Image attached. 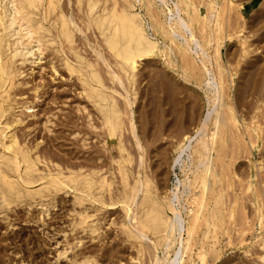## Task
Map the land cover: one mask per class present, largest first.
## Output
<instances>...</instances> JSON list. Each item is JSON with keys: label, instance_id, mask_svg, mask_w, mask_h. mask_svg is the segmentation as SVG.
<instances>
[{"label": "bare ground", "instance_id": "obj_1", "mask_svg": "<svg viewBox=\"0 0 264 264\" xmlns=\"http://www.w3.org/2000/svg\"><path fill=\"white\" fill-rule=\"evenodd\" d=\"M169 1L0 0V215L7 217L5 212L17 206L27 210L37 207L36 221L44 225L45 216L58 202L60 205L63 194H69L66 215L70 237L61 226L46 232L50 233L46 239L55 245L56 261L65 258L69 264H99V260L124 264L123 241H127L135 247L134 256L129 257L134 260L127 264H142L143 258L144 264H190L193 254L200 263L215 252L220 236H226L227 244L232 245L233 232L239 244L256 238L259 250H255L252 264H264V58L249 56L264 49V34L251 40L253 34L243 30L264 28V3L251 20L235 22V17L244 19V0H172V9ZM235 41L239 51L230 49ZM173 46L183 61L190 62L182 67V79L204 88L207 107L203 113L201 95L187 91L188 95L180 96L185 86L174 94L173 103L188 104L190 110L186 106L189 112L176 119L181 130L171 141L175 154L168 166L173 169L176 165L182 178L175 174L176 180L168 186L159 178L162 171L150 167L148 159L152 156L146 158V145L156 141L154 130H171L177 122L166 119L167 125L155 129L145 115L151 129L141 130L133 104L139 99L135 87L139 85L135 84L140 79L136 77L139 64L168 54ZM165 61L170 68L175 65L173 58ZM26 63L36 64L39 78L46 64L54 75L65 73L72 80L71 88L88 104L74 106L73 113L78 112L75 120L70 112L62 118L63 129L74 136L75 146L77 142L84 148L97 144L98 148L95 145L85 153L82 162L69 163L68 157L63 162V157L60 163L54 160L55 155L38 149L37 139L29 143L19 134V130L23 134L31 130L29 124L26 130L25 119L35 113L24 109L33 108L30 102L39 97V88L44 86L35 78H26L33 70V66L25 67L29 72L24 70ZM164 85L160 82L157 97L151 93L148 99L156 97L157 109L164 105ZM24 87L31 90V101L30 97L18 100L26 93ZM168 87L172 94L176 86ZM55 99L52 96L50 102ZM47 116L42 125L49 131ZM79 118L87 130L78 127ZM73 122L76 124L72 126ZM55 132L53 140L67 134L57 136ZM145 140L151 142L146 144ZM167 147L158 146L154 155L159 152L166 160ZM240 205L247 209L241 210V220L237 217ZM115 209L119 217L107 223L113 225L118 240L111 245L104 242L102 247L85 245V238L87 242H103L104 214ZM59 233L58 240L55 235ZM243 252L251 249L246 247ZM16 264L24 263L20 259Z\"/></svg>", "mask_w": 264, "mask_h": 264}, {"label": "rangeland", "instance_id": "obj_2", "mask_svg": "<svg viewBox=\"0 0 264 264\" xmlns=\"http://www.w3.org/2000/svg\"><path fill=\"white\" fill-rule=\"evenodd\" d=\"M242 2H244L243 5H246V9L244 10V14H243L244 15V19L239 18V17H235V22H240V21L241 22H244V21L251 20V16L253 14H255L256 10L260 9L261 5H263V3H264V0H250V1H245L244 0ZM172 4H173L172 3V0H170L168 2V7L171 8V9L173 8V5ZM164 9H165V12H167L166 11L167 9L166 8H164ZM158 16H159V19L160 18H163V15L162 14H158ZM261 29H257V31H254V32H250V31L248 32L249 29H247V28L246 29H243V30H245L244 32L247 35L253 34V36L250 37V39L252 40L254 38V36L255 37L257 36V34H260V33H263L264 34V28H261ZM231 40L232 41L235 40V37H233V39L231 38ZM236 43L237 42L235 41V44L230 48L231 50L234 48L235 50H238L239 51V46ZM172 49H171V51L170 50L169 51L167 50L170 53V55H169V53L168 54H164L163 53L162 55L159 54V55L155 56L154 58L148 59V60L143 61V62H141L139 64V66H138L139 68L137 69V75H136V77L137 78H140V79H137L136 78L138 81L136 80L137 83L135 82V84H139L140 85V86L139 85H135V87H138V88H136V90L139 89V91L137 93V99L138 98L139 99L138 100H135V103L133 104V109L134 108L135 109L137 108L136 110L138 112V113H136V110L134 109L135 114H136V119H137L138 122L141 121V122H139L137 124L139 126L141 125L143 127L142 128L140 126L141 127V130H144V129L147 130L148 126L151 129V127H150L151 124L150 123H152V122L154 123V126L156 125V128L155 129H157V126L160 127V125H162V124L167 125V122L166 121H168L169 119H175V121L177 122L176 123V127L174 125L175 128L173 127L172 128L173 130L171 129L172 131L171 130H168V129H166L165 131H163V130H160L159 131V129L155 131L153 129L154 132H155V136L157 138L154 143H149V142H151V141H149L148 142L149 144H148V143H146L147 142L146 140L144 141L146 144H148V145H146V148L148 147L147 148L148 152L146 153V156H147L146 158H149L148 157L149 155L152 156V158H151L152 161H151V159H148V163L151 164L150 167L152 166V170L155 169V172L156 171H159V172L162 171L161 173H159L160 174L159 175V178L162 179L161 180L162 181V184L164 183V185L166 184L168 186H171V184L176 180L175 179L176 178L175 177V174L180 179L182 178V174L180 173V171H179V169H178V167L176 165L173 167V169L171 167H168V166H171L170 165V163H171L170 161H171V159L173 158V156L175 154V152L173 151V147L171 145V141L174 140V136H177V134L179 133L178 131L181 130L180 129V126H179L180 125L179 124L180 122L178 120H176V119H178L180 116L182 117L185 113H188L189 110H190L189 107H188V104L186 106L188 107L189 110H186L187 109L186 106L184 107V106H180V105H177V104L175 105V103H173L174 96H175L174 94L177 95V93H179V91L182 89V87L185 86V88L187 90L183 87L184 89H182V91H180L181 92L180 93V96L185 95V94L188 95V92H190L189 94H192V92H193V94H195V95H201V97H202V104H203V107L201 108V111L203 113H205L204 111H206V107H207L206 106V102H205L206 101V98H205L206 96H204V95H206V93L204 91V88L203 89L202 88H199L195 84H193L191 82H186V81H184L182 79V76H181L182 75V67L184 68L185 65L188 66L190 62L187 64V62H186L187 60L186 61H183L181 59V54L178 52V50H177V48L175 46H173ZM221 50H222L223 55H225L224 54L225 51H223V50H226L225 47H222ZM256 51L257 50H255L252 53H250L249 56L251 57V56L258 55L259 57L262 56V58H264V53H263L264 52V49L259 48L258 49L259 52H256ZM168 58H173L174 61H175L174 62L175 65L174 66L172 65L171 68L169 66H167V62L165 61V59H168ZM157 59H158V61H157ZM42 61H44V59ZM234 61H233L234 64L232 62V66H234L236 64V59ZM26 64H24L22 66L24 70L26 69L25 67H27V66L28 67L29 66H31V67L33 66L32 73H30V75H27L26 78H29V77L30 78L31 77L32 78H35V80H38L39 82L41 81L42 86L43 85L44 86L42 88H39V91H38L39 97L36 100H33V101H31V97H33L31 90H28L27 91V88H25V87H24V89H26V90H24V89L22 90V91L26 92V93H24V96L25 97L22 95V96H20V98H18V100L19 101H25V98L28 99V97H30V99H28V101H31L30 102V105L33 106V108L32 109H29V110L24 109V111L26 113H30V112L31 113H35V115L34 116H28L25 119V124H27V129L26 130L27 131L29 130V127H28L29 125H30V129L32 130V128H33V130L32 131L29 130V132H26L25 134H27V135L23 134L22 131L19 130V134H22L21 135L22 137L24 135L23 138H25V140L28 141L29 143L30 142H33L34 140L37 139V142L39 141L38 149L41 152H42V150H43V152L46 150L44 152V154L45 153L48 154V155L51 154L50 156H52V157L55 155L54 157L55 158L57 157L58 160L55 159V158H54V160H56V161H58L60 163L65 162V160H67V157H68V162L69 163H71L70 161L73 162V160H74L75 163L82 162V160L84 159L83 156L85 155V153L87 154V151L88 150L92 151L91 148L92 149H95V147H94L95 145H96V148H98L97 147V144H95L94 146H93V144H91L93 146L91 148H87L88 146H85V148H84V147L81 146L80 143L77 142V146H75L76 145V142H74V140H73L74 139V136L73 135H69L68 134L69 133L68 130L63 129V126H62L63 119L62 118H65L63 116H65V114L68 115L69 112H70V116L73 114L72 117H73V120H75L76 116L78 115V112L77 111H74V113H73L74 106H76V104L77 105H79V104H86V106L89 107L88 104L78 94V92H77L78 90H73L71 88V87H73V86H70L71 85L70 84V81H72V80L68 79V77H67V75H65V73L62 74L63 77L62 76H58V74L57 75H54L52 73L51 69L48 68L49 67L48 64H46V66L41 70V73H40L41 77L39 78L38 77V74H37V66H36V64H33V63L32 64H29V65H28V63H26ZM148 65H150L151 68H150V66L148 67ZM162 66H163V68H162ZM148 68H150V70H148ZM157 68H158V71H157ZM26 70H27V72L30 71L28 68ZM159 70L161 71V73H162V70H163V73L161 75H160V73L158 74V72H160ZM150 71H151V73H150ZM154 72H155V74H154ZM153 74H154V76H152ZM166 75L169 76V77L166 78L167 77ZM138 76H140V77H138ZM161 76H163V77H161ZM144 77H145V80H144ZM153 77H158V78H154L153 79ZM164 78H166L168 80H166ZM171 78H172V80H171ZM151 79L153 81H151ZM51 80L52 81L55 80V81L52 82ZM146 80H148V83L146 82ZM177 80H178V82H177ZM166 81L168 82L167 83V86H166ZM180 81H181V84L182 85L180 84ZM140 82H141V84H140ZM160 82H163V83L165 82V85L164 86H166L165 90H167V91H165V96L163 97V99L164 98L169 99L170 97L172 99L170 98L167 101H166V99H164V101H163V99H161V102L164 105L158 107V109L160 110V112H159L160 113L159 114V119H158V114H157L158 109L155 106V101H156V97H157L156 96L157 95V91H159ZM50 83L52 84V88L50 86L51 85ZM55 83H58V84H55ZM168 84L170 86H171V84H173V86H176L174 88V91L172 89V92H173L172 94L170 92V89L168 87ZM140 87L141 88L142 87L143 88L145 87L147 91L146 90L143 91L145 88L144 89L142 88V91H141V88ZM179 87H181V89ZM53 88H54V90H53ZM155 89H156V91H155ZM168 89H169V91H168ZM175 89H176V91H175ZM56 91H57V93L55 94ZM29 92H31V93H29ZM27 93H28V95H27ZM148 93H149V95H147ZM151 93H152L151 96H153V95L156 96V97L154 96V97L151 98L152 101L151 100H148V99H150L149 97H150V94ZM40 94H41V96H40ZM168 94H170V95H168ZM52 96L57 97V99H55L54 102H50V98ZM21 97H24V98L21 99ZM142 98H143V100H142ZM153 101H154V104H152ZM165 101H166V103H165ZM137 102H139L141 104H139ZM136 103L139 104V105L137 106ZM143 106H144V108H143ZM145 106H147V107H145ZM150 106H152V107H150ZM154 106H155V109H154ZM174 108H175V110H174ZM17 110L15 109V111H17ZM152 110H154V111H152ZM162 110H163V113H162ZM170 110H171V112H170ZM67 111H68V113H67ZM62 112H64V113H62ZM146 112H148L149 114L147 113L148 114L147 115ZM174 112H175V114H174ZM139 113H141V114L139 115ZM45 115L46 116L48 115L47 117L49 118V121L46 122V125L50 128L49 131H47L46 128H44V126L42 125V123L45 121V117H46ZM145 115L148 117L146 119L147 120H150V123L145 121V117H146ZM140 116H141V119H140ZM163 116H165V117L163 118ZM137 117H139V118H137ZM151 118H152V121H151ZM153 119H154V121H153ZM155 119L158 120V121H156ZM78 120H79V122H78ZM163 120H166V121L164 122ZM77 122H78L77 123L78 124V127L82 125L81 127H79L80 129L87 130V128L85 126H83V124L81 123V119L80 118L77 119ZM74 124H76V122L75 123L73 122L72 123V126ZM154 126H152V127L154 128ZM162 128H165V127H162ZM55 131L58 132L57 133V136H60L58 134H61L62 135V132H64L63 134L67 133L68 135L66 134L67 136L65 135L64 137H61L60 139L58 138L57 140H55V139L53 140L52 136L54 135V133L56 134ZM151 132L154 134V132L152 130H151ZM165 132H168V133H165ZM173 132H174V134H173ZM142 133H144V131H142ZM26 136H28L29 139H27ZM160 137L162 139H164V142L163 143L161 142L163 140ZM192 137H193V135H192ZM32 138L33 139L35 138V139L33 140ZM168 138H170V140H168ZM90 139H93V141H95L94 140L95 138L89 137V140ZM165 140H167L168 142L167 141L165 142ZM70 141L72 142V144H71ZM90 141H92V140H90ZM53 144L55 146L56 145H58V146L54 147ZM166 144H168V145H166ZM160 145H164L166 147L169 146V147H167L168 148V151L166 152V157H167L166 160H163V159H165V157H163V154H159V152L157 153V156L154 155V154H156V152H154V151L156 149H158V146H160ZM57 147H58V149H57ZM71 149H72L73 152L70 151ZM48 150H49V152H47ZM74 151L75 152L77 151V152L75 153ZM152 152H154V153H152ZM77 153H79V154H77ZM81 153H83V155ZM150 153H152V155ZM65 154H67V155H65ZM70 154H72V155H70ZM74 154H77V155H74ZM73 155L76 156L75 157L76 160H75L74 157H72ZM63 157H65V158H63ZM256 157H257V155H256ZM263 157H264V155H263ZM59 158L60 159L63 158L64 161L63 160H62L63 162L60 161ZM71 158H74V159H71ZM241 158H244V157H241ZM257 158H259V156ZM154 159H155L156 165L154 163ZM159 159H161V160L159 161ZM79 160H81V161H79ZM241 160L243 162H245V164H246V159L245 158L244 159H241ZM150 167H149V170H150ZM155 172H154V174H156ZM163 173H164V175H163ZM61 199L62 200H60V205H59V202H58V205L59 206L58 205L55 206L52 210H50V213L45 216L46 217L45 218V222L47 223V225H45L46 223L44 225H42V223L36 221L37 215H38V212L37 211H39V210H36V209H38L37 207L32 208V209L30 208V210H27L23 206H17V208L11 209L12 211L11 210L10 211L7 210L5 212L7 214V217H5L6 215H4V214H1L0 215V264H16V263H18V261L20 259L23 261L24 264H69V262H66V259L65 258H60L58 261L55 260V257H54V247H55V245L52 244V240H49L48 241V239H46V238H48V235H50V233H46V232H51L50 230H52L53 226L54 227L61 226V228L64 227V229H66L65 231L68 234L70 233L68 231L69 226L67 225L68 224V221H69V217L66 215L67 214V211L66 210H67V208L70 205L69 204L70 203V201H69L70 200L69 194H63V196L61 197ZM241 210H243V211L246 212L247 209L246 208L243 209V206L241 207V205L238 207V211L239 212L237 211V217L240 220L243 218V212ZM24 211H26V212H24ZM16 212H17V214H16ZM36 212H37V214H36ZM25 213H26V215H25ZM27 213H29V214H27ZM32 213H33V215H32ZM30 215H32V218L33 219L32 218L30 219ZM104 215L106 217H105V219H104V221L102 223V229L105 232L104 238L102 237L103 238L102 239L103 242L102 243L100 241L97 242V243H96V241H93V242L88 241L87 242L88 239L85 238L84 239L86 241L85 245L96 244L95 247H102L100 245H102L104 242L107 245H111L113 242H116V239L118 240L119 236L117 237V235L114 233V230L112 229L113 228L112 227L113 225H110L109 226L107 222H109L111 218L113 220H116L119 217L120 212L118 211V209L117 210L116 209L115 210H109ZM28 216H29V218H28ZM24 218H27L28 220L27 219L24 220ZM67 233H66V235L68 237H70V234L68 235ZM256 233H257V231L254 232V235ZM61 234L62 233H59V234L55 235L58 240L61 239ZM249 234L250 233L245 234L244 237H247ZM253 239H254V237H252L251 240H247V242L245 241L244 244H239V237H238V235L236 233L231 232L230 233V243H231L232 240L233 241L231 243L232 245H230V244H227V237L226 236H220V239H219L220 242L216 245L215 252H210L207 255V257H206V260H204L203 262H200V263H199V260L196 259L195 258V255L193 254L194 261L191 262L190 264H201V263H203V264H222V263L223 264H232L233 261L236 262V264H252V261L256 258L254 252H256V251L259 250V247L256 245L257 243L255 242L256 238L254 240ZM223 241H224V243H223ZM126 242L127 241H123V261H124V264H127L129 261L132 262L134 260V259L133 260H130L129 257L130 256H134V252H135V247H133V245H131L130 242H128V243H126ZM130 246H132V248ZM246 247H249L251 249V252H247L250 256L247 253L243 252ZM68 253H70V251ZM194 253H195V251H194ZM242 254H244V255H242ZM245 254H247V256ZM244 256H246V257H244ZM242 257H243L242 260L245 261V262H243L241 260ZM99 261H100L99 264L100 263L103 264V262H104L103 260H99ZM241 261L243 263H240ZM136 262H134V263H136ZM144 263H145V259L143 258L142 259V264H144ZM96 264H98V263H96ZM104 264H116V263H111L109 260H106L104 262Z\"/></svg>", "mask_w": 264, "mask_h": 264}]
</instances>
